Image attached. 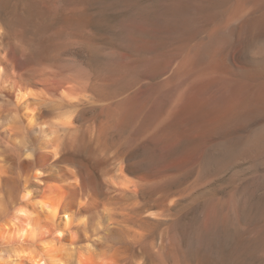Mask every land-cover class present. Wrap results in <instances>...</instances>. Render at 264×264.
<instances>
[{
	"label": "rangeland",
	"instance_id": "374dc122",
	"mask_svg": "<svg viewBox=\"0 0 264 264\" xmlns=\"http://www.w3.org/2000/svg\"><path fill=\"white\" fill-rule=\"evenodd\" d=\"M0 27L16 79L65 106L62 137L114 196L116 163L132 170L139 194L116 200L124 232L106 258L264 264V0H0ZM15 203L0 206L5 234ZM51 232L0 237V263L18 249L49 264L44 240L65 244Z\"/></svg>",
	"mask_w": 264,
	"mask_h": 264
},
{
	"label": "bare ground",
	"instance_id": "6f19581e",
	"mask_svg": "<svg viewBox=\"0 0 264 264\" xmlns=\"http://www.w3.org/2000/svg\"><path fill=\"white\" fill-rule=\"evenodd\" d=\"M2 29L0 27V142L1 144L5 142L6 145L5 147L0 148V157L2 158L0 162V181H2V175L5 174V168H8L9 165L15 164L17 159H22L23 155L33 158L35 157L34 155H36L35 160L41 164L47 163L48 159L51 157L54 159L58 158L62 150L68 146V142L71 141V136H74L70 135L72 132L69 130L70 133L67 134L68 136L65 138L62 137V131L66 130L64 128H67L66 124H69V126L72 124L69 111L64 109V105L62 106L60 104V106L54 108L56 105L54 101L48 100V97L46 98L43 88L38 86L39 81L30 75L23 78V81H18L16 79L14 74L15 67L11 62V57L9 55L11 53L4 46L2 37L5 33H1ZM248 32L249 31H247L246 34H248ZM254 32L257 31L253 28L252 34ZM253 38H255V34L252 35L251 39L253 40ZM66 86H60L59 90H61V87H65L66 89ZM65 91L66 90L62 91V93H64L62 95L65 96L64 98L69 97V100H71L70 95L65 94ZM57 98L59 99L60 96ZM59 103L57 105H59ZM48 108H51V110H48ZM50 115L55 118H50ZM27 135L36 140L37 149L39 150L38 154H34L28 146L23 148V144L27 143ZM31 140L33 141V139ZM7 143L9 145H7ZM76 144L77 143L75 142L73 145L76 146ZM11 152L13 154H10ZM66 159L69 160L68 158ZM24 166H26V164ZM40 174L41 172H37L35 174V179L34 177H26L25 183H23L22 186H19L21 189L19 200H14V202H16L14 205H18V207H16L12 213L11 220L16 227L18 226V223H20L21 226L19 227L17 234H12L11 231L10 233L8 232L5 234L3 232L4 228L0 227L1 238L13 241L17 239L18 235L22 240H36L37 236L44 232H51L54 230L51 233L57 232L58 237L64 236L66 229H69V237L72 241L76 239V232L71 230V227L74 225L77 227V231L80 234L85 235L86 238L89 237L87 236L88 232L86 231V226L89 222H92L93 225H99V228L101 227L100 219L90 221L86 216L78 217L74 212L70 213L67 211V205H64V207L62 206V201L66 197V183L59 184L52 182L47 186L46 190L41 189L38 191L37 195H34V185H32V182L35 180L39 181L38 178ZM118 174L119 177L110 174L108 180L111 181L116 189L121 190V193L126 192L128 183L125 181L124 177L126 175L123 172V168H120ZM3 185L11 189L18 186L17 183L13 185L8 180H5ZM0 206L3 207L4 204L1 203ZM6 207L8 206L6 205ZM87 209L89 210L91 207H88ZM103 209L106 211L107 219L110 222L118 224V229L109 230L99 237L100 250L93 248L90 242H86L82 246H76L74 243L71 245L63 244L54 246L50 244L48 240H44V247L48 249L46 251L49 264H72L76 258V249L74 246L84 251V254L77 258L76 264H120L118 262V256L106 258L104 251L106 241L111 238L118 240L122 236L124 225L122 226V221H118L117 217H115L112 208L104 206ZM0 213H3V209L0 210ZM23 215L26 217L25 220L21 217ZM2 216H5V212ZM57 237L54 238L57 239ZM27 252L30 251L24 252L14 249L13 254L6 260H2L0 264H44V262L38 259V257L36 258L33 256L34 253H30V255L27 254ZM120 253L121 252H119L118 255ZM22 255H26L25 257H27L28 261L21 262L20 258Z\"/></svg>",
	"mask_w": 264,
	"mask_h": 264
},
{
	"label": "water",
	"instance_id": "95a60500",
	"mask_svg": "<svg viewBox=\"0 0 264 264\" xmlns=\"http://www.w3.org/2000/svg\"><path fill=\"white\" fill-rule=\"evenodd\" d=\"M70 139L72 142H68V146L62 150L60 156L56 159L49 158L45 164L38 163L35 160L36 155H34V158L23 155L22 159H17L15 164L9 165L5 170L3 169L5 174L1 177L0 192L3 190L6 193V197L0 196V204H6L11 209L12 204L15 203L14 200H19L21 190L19 186L25 183L26 177H34L35 179L37 172H41V174L38 178L39 181L35 180L32 182V185H34V195H37L39 190L46 188L52 182L59 184L66 183V197L62 201V206L67 205V211L70 213L74 212L78 217L86 216L90 221L101 219V227L99 228V225H93L92 222H89L86 226L89 237L86 238L85 235L77 231V227L74 225L71 227V230L76 232L78 239L72 242L69 237L70 230L66 229L63 239L60 241L57 238V240L66 245L74 243L76 246H82L86 242H90L93 248L99 250V237L109 230L118 229L117 223L110 222L107 219L106 211L103 209L104 206L112 208V212L117 217L114 211L120 210V208L115 207L116 200L121 199L129 202L132 198H137L139 192L132 190L114 196V192L110 191V187L105 184L104 176L100 175L89 162L81 161L77 153L73 151L75 147L73 144L78 142L77 137L71 136ZM29 149L34 154L39 153L37 146L29 147ZM25 164L26 166H24ZM120 168H123L124 174H131L132 172L131 168L127 165L123 166L122 164L116 163L110 174L119 177L117 172ZM5 180L10 181L13 185L17 183L18 186L14 189L7 188L3 185ZM44 185L46 186L43 187ZM88 207H91V209L88 210ZM0 215L2 216L1 213Z\"/></svg>",
	"mask_w": 264,
	"mask_h": 264
}]
</instances>
